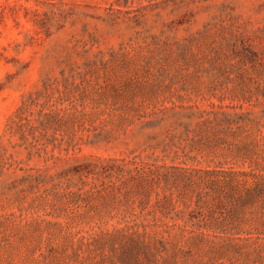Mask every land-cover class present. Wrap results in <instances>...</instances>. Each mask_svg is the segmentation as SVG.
Wrapping results in <instances>:
<instances>
[{
    "label": "rangeland",
    "instance_id": "rangeland-1",
    "mask_svg": "<svg viewBox=\"0 0 264 264\" xmlns=\"http://www.w3.org/2000/svg\"><path fill=\"white\" fill-rule=\"evenodd\" d=\"M0 264H264V0H0Z\"/></svg>",
    "mask_w": 264,
    "mask_h": 264
},
{
    "label": "trees",
    "instance_id": "trees-1",
    "mask_svg": "<svg viewBox=\"0 0 264 264\" xmlns=\"http://www.w3.org/2000/svg\"><path fill=\"white\" fill-rule=\"evenodd\" d=\"M5 89V85L0 82V94L3 92V90Z\"/></svg>",
    "mask_w": 264,
    "mask_h": 264
}]
</instances>
